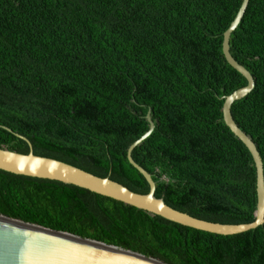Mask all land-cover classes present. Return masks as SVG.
<instances>
[{
  "label": "trees",
  "instance_id": "16d2710c",
  "mask_svg": "<svg viewBox=\"0 0 264 264\" xmlns=\"http://www.w3.org/2000/svg\"><path fill=\"white\" fill-rule=\"evenodd\" d=\"M243 0H0V148L48 158L199 220L250 224L256 169L223 121L247 86L224 33ZM230 54L254 79L231 108L264 170V0H249ZM6 128V129H5ZM25 138L30 144L20 139ZM0 216L166 264H264V225L218 236L56 181L0 170Z\"/></svg>",
  "mask_w": 264,
  "mask_h": 264
},
{
  "label": "water",
  "instance_id": "95a60500",
  "mask_svg": "<svg viewBox=\"0 0 264 264\" xmlns=\"http://www.w3.org/2000/svg\"><path fill=\"white\" fill-rule=\"evenodd\" d=\"M248 3L249 0H243L236 18L230 28L224 33L222 44V53L226 62L243 76L248 84L224 99L222 114L224 124L247 148L255 165L257 208L255 220L252 223L228 225L199 220L188 214L176 211L168 207L162 199L155 198L156 187L150 174L132 159V151L148 138L154 130V124L148 114L146 119L149 123V130L143 137L132 144L127 152L128 162L138 171L149 186L150 191L146 195L136 194L107 178L96 177L62 162L37 157L32 153V150L27 155H21L0 148V170L14 175L56 181L75 186L145 211L151 215L159 216L178 225L213 235L233 236L250 232L264 225V170L262 159L255 144L238 128L231 114L232 105L246 98L253 91L255 85L251 74L231 56L229 46L231 34L239 25ZM18 137L27 142L31 149V144L25 138ZM0 264L166 263L98 241L0 216Z\"/></svg>",
  "mask_w": 264,
  "mask_h": 264
}]
</instances>
